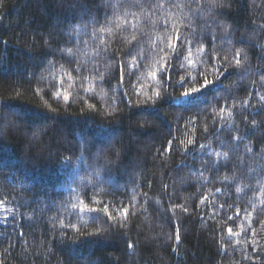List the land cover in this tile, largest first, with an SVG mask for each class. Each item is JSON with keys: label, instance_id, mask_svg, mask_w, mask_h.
<instances>
[{"label": "trees", "instance_id": "16d2710c", "mask_svg": "<svg viewBox=\"0 0 264 264\" xmlns=\"http://www.w3.org/2000/svg\"><path fill=\"white\" fill-rule=\"evenodd\" d=\"M220 2L213 9L211 0H199V8L173 0L178 7L157 10L156 0H0L3 264H264V0ZM132 13L148 58L121 78L132 30L116 25L133 21ZM145 13L155 27L143 22ZM105 15L111 33L99 32ZM165 19L181 33L215 36L211 49L207 40L203 53L193 49L199 67L169 59L170 82L159 78L163 53L149 56L163 47ZM101 39L109 53L97 55ZM68 47L79 76L64 56ZM210 50L211 62L201 65ZM236 50L247 54L240 67ZM203 73L215 83L178 103L180 76L196 77L199 87ZM81 76L85 88L95 83V95L80 87ZM104 206L117 224L87 211ZM228 227L240 235L229 237Z\"/></svg>", "mask_w": 264, "mask_h": 264}, {"label": "snow or ice", "instance_id": "6c2138e0", "mask_svg": "<svg viewBox=\"0 0 264 264\" xmlns=\"http://www.w3.org/2000/svg\"><path fill=\"white\" fill-rule=\"evenodd\" d=\"M194 2L197 4V8L201 7L199 0H194ZM166 5H171V6H175L178 7L179 5H175L173 3V0H156V3L154 5H150L151 7L157 9V10H166ZM106 7L109 8H116L118 7V5L112 4L111 2L106 3L105 5ZM225 5L220 2V0H211V8L215 9V8H220V7H224ZM224 13H221V15H223ZM133 17V21H129L127 19H124L121 23L117 24L116 27L121 29L122 31L128 32L129 29H131L132 31L130 32V39H126L125 42L128 44V51L125 53V57H128L130 59H128L127 61H125V59H121L118 62V72L117 75L120 76L121 78L123 77V73L125 68L128 69H138L139 65L148 57L145 56L144 52L139 50V40L137 39L136 36V23H135V19H136V14L132 13L131 14ZM95 19V18H94ZM197 19H199V17L197 16ZM105 23L103 24V26L99 27V32L100 33H104V32H108L111 33L112 32V27H111V21L109 20L108 16L105 15L104 17ZM143 22L145 24H150L153 27H155V22L151 19V14L145 13L144 17H143ZM95 24L96 26L100 25V21L98 19H95ZM160 26H161V31L162 34L160 37H158V40H160V42L163 44V47L161 48H157V49H153L152 52L149 53V56H151L153 53L155 55H161V53H163V55H161V61L158 62L160 63L159 69H158V73H159V78L164 79L168 82L171 81V76L169 75V69H170V64H169V59L170 58H174L176 61L180 62L179 67L180 68H184L185 65H190L192 67H199L196 64V61L193 60L192 54H193V49H196L198 52L203 53L204 52V48L202 47V45L205 43V41L207 40L209 42V48L211 49V40L215 39L214 34L209 33V35L207 37L205 36H201L199 34H193V35H187L184 33H181L180 29L175 25L170 23L168 20H162L160 21ZM169 31H171V35H166ZM225 31L227 32L228 29L225 27ZM93 33H96V27H93ZM228 43H231V41L229 40ZM100 44H101V48L98 50L97 55H99L100 53H109V48L107 45V42L103 39L100 40ZM119 51V50H117ZM64 52V56H66L68 58L67 62L71 68V71L76 73L78 76L81 73V66L80 64L74 59V53L72 51L71 47H68L66 49L63 50ZM185 53H187L185 55ZM209 60L208 61H204L201 60V65H203L204 63H210L211 59L213 58L212 56V51L210 50L209 53ZM137 57H140V59H137ZM113 59H115L116 57L113 55L112 56ZM234 60L236 61V67H240V61L241 58L243 59H247V54L244 53L243 57H241V51L240 50H236L234 53ZM227 58H225L226 60ZM222 70L221 69H217V68H213V74L214 75H218ZM226 71V70H223ZM203 72V69L200 68V70L197 72V75H201V73ZM99 73H97L98 75ZM173 75H179V71H175L172 73ZM203 82L200 84L199 87L195 86L196 84V77H193L191 75L188 76H180V79L177 81V87L184 89V91L181 93L180 97H177V101L180 104H187L191 101H194L196 99L199 98V95L206 90L209 85H213L215 83V81L213 80H208L207 79V74L203 73ZM81 85L80 87L87 93V92H91L93 95H95V83L92 82V86L91 87H84V83L88 82V77H83L81 76ZM101 79H103V77L101 76ZM152 79L153 80H157L158 79V74L156 71H154L152 73ZM73 77L71 75L68 76V81H72ZM65 83V80L61 79L59 81V86L62 89L63 85ZM191 83L193 84L192 87L190 88H185V85ZM171 94L169 93V96ZM155 97L156 99H162L161 97V92L160 91H156L155 92ZM56 98L60 99L63 98V100L65 101H70V95L68 94H62L61 91H57L56 92ZM261 100H264V97H261ZM90 107H95L94 105H90ZM234 139H236L237 141L240 140L239 136H236ZM171 143V142H169ZM189 144H192L193 141L189 140L188 141ZM201 147H203L201 145ZM248 151H251V146H246ZM169 152L172 151V148H168L167 149ZM206 163V162H205ZM243 163V162H241ZM213 168H215V165H213ZM217 191H220L219 189H217ZM237 191H240V189H237ZM86 198L88 197V192L84 193ZM3 201H0V204H2ZM87 207V206H85ZM221 208L224 207V205H220ZM182 210L187 211L186 208H183ZM83 211V209H82ZM87 211L89 212H96V213H103V215L105 217L108 218V220L111 221V225H109V227H111L112 225H115L118 223V220L115 216H113V214L110 212L109 208L104 206V207H98V208H87ZM120 211L122 212L123 216L126 218L129 214V210L127 207H122L120 209ZM262 211H264V209H262ZM237 217L239 216V212L236 213ZM101 217L99 215L93 216L92 217V221L93 223H95L97 220H99ZM228 219H232L231 217H229ZM5 220H7V217H5ZM52 227L55 228V223L53 222ZM62 228H66L69 227V225H61ZM71 227L75 228V231L77 233L80 232L79 227L75 226V225H71ZM121 227H123V225H121ZM104 230L101 229L99 232H93V233H89V235H93V236H97V235H101V233ZM227 233L229 235V237H236L239 236L240 233L239 232H234L233 229L231 227L227 228ZM256 233L253 232V236ZM61 237H66L67 233L66 232H62ZM176 239L179 240L180 237L177 234L176 235ZM237 243H239V241H237ZM132 245H128V247H131ZM0 264H3V261H0Z\"/></svg>", "mask_w": 264, "mask_h": 264}]
</instances>
